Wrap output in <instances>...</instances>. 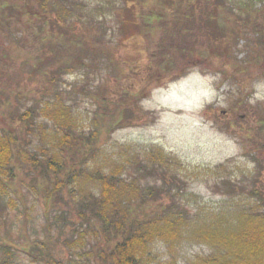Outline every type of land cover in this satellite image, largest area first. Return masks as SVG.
<instances>
[{
    "label": "rangeland",
    "instance_id": "obj_1",
    "mask_svg": "<svg viewBox=\"0 0 264 264\" xmlns=\"http://www.w3.org/2000/svg\"><path fill=\"white\" fill-rule=\"evenodd\" d=\"M134 1L140 13L136 23L125 12L127 0H59L70 11L68 22L74 20L75 30L95 46L88 52L76 47L82 59L54 77L36 70L31 60L41 46L38 23H25L23 15L12 31L0 30V132L11 131L27 148L12 161L9 182L0 190V264L38 261L39 243L58 260H85L88 251L102 259L105 234L112 243L121 233L97 220L99 206H93L102 194L99 178L116 174L129 186L135 182L136 189H128L134 198L128 191L122 200L136 219L178 220L176 237L150 244L154 264L200 261L221 251L207 242L208 230L240 228L248 217H263L264 48L255 43V30L243 36L236 24L223 57L194 29L187 39L196 66L156 86V76L142 78L140 67L152 63L155 73L169 74L155 68L151 54L178 9L190 10L191 19L198 20L208 4L175 0L171 8L164 4L168 0ZM225 1L242 19L264 4ZM180 26H172V36L180 35ZM59 93L71 107L72 125L60 122L63 131L72 127L76 137L88 140L97 128L99 141L79 148L57 142L62 130H55L53 116ZM34 107L31 126L22 115ZM54 155L59 169L49 165ZM84 215L91 219L86 222Z\"/></svg>",
    "mask_w": 264,
    "mask_h": 264
},
{
    "label": "trees",
    "instance_id": "obj_2",
    "mask_svg": "<svg viewBox=\"0 0 264 264\" xmlns=\"http://www.w3.org/2000/svg\"><path fill=\"white\" fill-rule=\"evenodd\" d=\"M178 1L182 2L183 0ZM203 1H206L208 6L202 19H191L190 10L181 11L178 9L175 12L177 19L165 31L156 51L151 54V59H155L156 61L155 68L165 70V74L169 71V74L161 76L155 73L151 63L149 67L146 65H143V68L140 67L139 70L142 73V78L153 79L156 76L153 79L157 83L156 86H164L168 81L174 79V77L178 78L185 75L191 66H196L198 59H193V51L195 50H193L192 42L187 39V36L191 35L194 29H199L203 34L207 35L213 45H215L213 51L220 53L223 57L229 53L227 51L229 48L228 41L233 37V32L236 31V24L243 30V36L248 35V29H254L255 35L258 36L255 43L264 48V4L255 10H251L248 18L242 19L226 5L225 0H196L195 5ZM176 3L175 0L164 2L166 6L171 8ZM124 8L128 16L134 18V22L136 23L135 17L140 13L137 11L135 1L127 0ZM69 13L70 11L61 6L59 0H0V30L4 31V33L12 31L14 29L13 26L23 20V15L28 16L25 19V23L29 25L38 23V38L36 40L41 46L38 49L39 54H37L36 59L34 60L33 56L31 60L35 62L34 68L36 70L54 77L63 69H74L79 59H82L76 47H82V52H88L89 47L93 48L95 46V44L89 43V39L84 33H79L75 30L74 20L72 23L68 22ZM176 13L184 18H178ZM65 24H67V27L64 28L63 25ZM176 24H181V33L174 37L170 29ZM236 35L237 32L235 33V38ZM220 49L223 50L219 51ZM182 57L183 59L187 57V59L184 65L178 71H175L174 65L180 63L178 61ZM113 62H116V59ZM57 97L59 102L57 103L53 118L56 123L55 127H57L55 130H62V136L57 142L74 143L79 148L80 143L92 145V141H99V131L97 128L87 137L88 140H85L84 138L86 137L79 136V134L76 137L72 127L63 131L64 126L60 125V122L66 121V123L72 125L71 113H69L71 107L62 100V93L57 94ZM36 110V107L27 109L22 115L23 119L30 121L29 124L31 126L34 124L32 119L35 116ZM18 143V137L11 131L4 130V132H0V190L9 182L7 178L9 173L8 168H10L14 158H17V155L25 156L22 149L26 151L27 148L22 145L20 146ZM70 147L72 148V146ZM92 148L97 149V146L94 145ZM50 162L51 169H59L58 166L61 161H59L58 157L54 155ZM154 165L155 162L151 170L156 172ZM74 175L77 174L75 173ZM99 180L102 184V194L101 198L97 199L96 204L93 206L94 208L99 206L97 220L104 221L113 232L117 229L121 233V237L116 242L113 241L114 243H111L112 239L110 235L105 234L108 237V246L105 249L106 255L102 259H95L94 256L90 257V251H88L84 252L87 258L85 260L82 258L75 260L71 258L67 261L63 259L58 260L53 256L46 243H39L38 247L41 254L39 255V260H33L32 264H37L39 261L41 264H154V258L151 249H149L150 244L156 239L163 240L164 238L176 237L180 231L178 220H173L170 217L162 219L158 215L146 222V220L136 219V215L132 216V209L129 205L124 204L122 198H125V194L128 191L130 192V197L134 198L132 196V189H136L135 182L129 186L117 174L105 176L99 178ZM58 182H61L59 184L64 183L63 181ZM130 187L133 188L128 190ZM84 219L87 222L91 218L85 216ZM142 222H146L144 224L145 228L140 224ZM142 227L144 228L143 230ZM204 235L207 237L208 243L217 244L221 247V251L190 264H264V215L263 217H259L258 215L257 217H248L246 223L240 228H228L224 230L223 228H216L208 230ZM77 245L79 246V243ZM159 264H178V262L171 260L166 263L160 262Z\"/></svg>",
    "mask_w": 264,
    "mask_h": 264
}]
</instances>
